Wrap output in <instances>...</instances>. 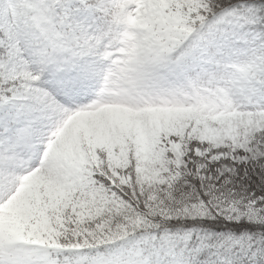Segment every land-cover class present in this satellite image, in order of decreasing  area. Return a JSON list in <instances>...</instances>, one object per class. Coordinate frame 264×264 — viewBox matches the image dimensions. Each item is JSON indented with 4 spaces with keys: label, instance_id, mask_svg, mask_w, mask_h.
Here are the masks:
<instances>
[{
    "label": "snow or ice",
    "instance_id": "obj_1",
    "mask_svg": "<svg viewBox=\"0 0 264 264\" xmlns=\"http://www.w3.org/2000/svg\"><path fill=\"white\" fill-rule=\"evenodd\" d=\"M0 264H264V0H0Z\"/></svg>",
    "mask_w": 264,
    "mask_h": 264
}]
</instances>
